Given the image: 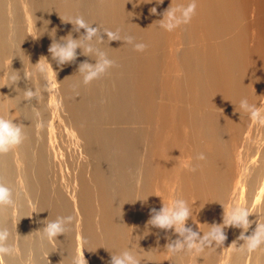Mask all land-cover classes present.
Wrapping results in <instances>:
<instances>
[{"label": "bare ground", "instance_id": "obj_1", "mask_svg": "<svg viewBox=\"0 0 264 264\" xmlns=\"http://www.w3.org/2000/svg\"><path fill=\"white\" fill-rule=\"evenodd\" d=\"M192 2L0 0V116L24 133L0 154V181L15 200L0 207V226L10 241L19 235V254L0 264H71L83 252L91 264H110L132 231L141 264H264V246L233 250L239 228L223 229V245L173 255L165 246L178 234L147 223L174 198L188 202L185 226L201 235L234 203L253 212L245 235L264 222V118L239 107L247 98L264 111V0H195L188 23L161 26L168 8ZM77 16L100 29L96 47L114 61L87 85L78 69L94 56L77 49L58 65L48 52L53 29L57 40L84 34L67 22ZM44 57L54 73L38 71ZM61 216L72 217L64 234L41 239Z\"/></svg>", "mask_w": 264, "mask_h": 264}, {"label": "clouds", "instance_id": "obj_2", "mask_svg": "<svg viewBox=\"0 0 264 264\" xmlns=\"http://www.w3.org/2000/svg\"><path fill=\"white\" fill-rule=\"evenodd\" d=\"M195 8V0L188 4L187 7L168 8L160 20L163 22L161 26L168 31H172L181 24L188 23L192 14L195 12ZM153 10L155 12V8ZM67 22H70L77 32L83 29L84 34L74 39L71 33H69L57 40L55 39V29H53L51 36L53 39L48 52L58 65H64L74 61L76 59L77 49H80L83 55L94 56V64L85 62L80 64L78 69L82 77L81 82L87 85L94 79L107 73L113 66L114 61L100 48L96 47L97 43L104 41L101 39V31L97 26L93 27V24L88 23L80 16L74 17ZM103 33L106 35L108 41L118 40L117 33L108 30H105ZM127 42L132 44L137 51H143L146 47L144 43H135L131 36L127 37ZM49 70L54 73L50 63L44 57V63L38 65V71L41 74H46ZM9 80L15 84L19 78L10 74ZM34 95L35 93L31 89L25 90V99H31ZM239 107L244 113L256 120L257 123H260L262 118H264V111H261L257 104H250L247 98L240 100ZM23 139L22 124L0 116V154L8 153L17 148L23 142ZM195 159L203 161L205 155L199 153ZM14 203L13 189L6 183L0 181V207L12 206ZM252 213L243 202L238 204L234 203L227 207L226 210L224 209L222 223L207 224L208 230L205 232L199 231V233H202L201 235L193 231L190 227L185 226L186 221L192 216L188 202L182 198H174L171 204H163L159 210L153 209L147 223L149 226L158 229H173L178 234V239L171 241L165 246L167 251L173 255L185 252L197 255L204 252L206 248L223 245L226 239L223 229L229 226L242 230L239 240L243 242L239 245L233 242V250L240 253H253L264 246V222H257L255 230L250 235H245L244 233L247 232L251 223L248 217ZM71 222V216H61L54 220H49L40 229L41 239L47 240L50 243L55 242L56 237L59 234H64L66 226L71 224ZM132 232L130 233L128 246L118 254H110V264H141L138 252L132 247V238H134ZM11 236L12 233L9 228L0 226V261L4 257H12L19 254V235L17 234V237L10 241ZM71 264H86V260L84 256L74 255Z\"/></svg>", "mask_w": 264, "mask_h": 264}, {"label": "rangeland", "instance_id": "obj_3", "mask_svg": "<svg viewBox=\"0 0 264 264\" xmlns=\"http://www.w3.org/2000/svg\"><path fill=\"white\" fill-rule=\"evenodd\" d=\"M83 256H84V259L86 260V264H91L92 263V260H91V257L89 256V254L87 252H83Z\"/></svg>", "mask_w": 264, "mask_h": 264}]
</instances>
